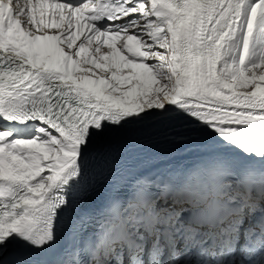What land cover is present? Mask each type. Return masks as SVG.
<instances>
[{
	"label": "snow or ice",
	"instance_id": "obj_1",
	"mask_svg": "<svg viewBox=\"0 0 264 264\" xmlns=\"http://www.w3.org/2000/svg\"><path fill=\"white\" fill-rule=\"evenodd\" d=\"M0 264H264V0H0Z\"/></svg>",
	"mask_w": 264,
	"mask_h": 264
},
{
	"label": "bare ground",
	"instance_id": "obj_2",
	"mask_svg": "<svg viewBox=\"0 0 264 264\" xmlns=\"http://www.w3.org/2000/svg\"><path fill=\"white\" fill-rule=\"evenodd\" d=\"M164 135V134H163ZM162 135V136H163ZM159 137H161V136H158V137H156V138H159ZM143 139H149V138H143ZM154 139V138H153ZM185 147H187V148H192L193 150H191V151H186L185 150ZM185 147H181V148H179V149H176V151H177V153H178V155H177V160L179 161V162H184L185 161V159L192 153V152H194L195 150H194V145H187V146H185ZM196 152V151H195Z\"/></svg>",
	"mask_w": 264,
	"mask_h": 264
}]
</instances>
